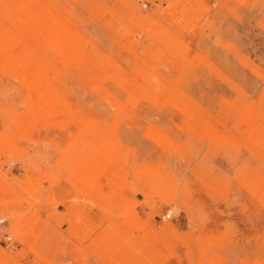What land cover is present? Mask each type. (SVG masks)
I'll use <instances>...</instances> for the list:
<instances>
[{
    "label": "rangeland",
    "instance_id": "rangeland-1",
    "mask_svg": "<svg viewBox=\"0 0 264 264\" xmlns=\"http://www.w3.org/2000/svg\"><path fill=\"white\" fill-rule=\"evenodd\" d=\"M0 264H264V0H0Z\"/></svg>",
    "mask_w": 264,
    "mask_h": 264
}]
</instances>
